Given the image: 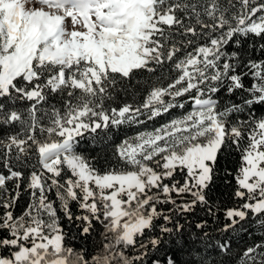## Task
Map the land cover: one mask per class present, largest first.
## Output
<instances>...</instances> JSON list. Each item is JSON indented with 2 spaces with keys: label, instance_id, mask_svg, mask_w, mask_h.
Wrapping results in <instances>:
<instances>
[{
  "label": "snow or ice",
  "instance_id": "6c2138e0",
  "mask_svg": "<svg viewBox=\"0 0 264 264\" xmlns=\"http://www.w3.org/2000/svg\"><path fill=\"white\" fill-rule=\"evenodd\" d=\"M0 264H264V0H0Z\"/></svg>",
  "mask_w": 264,
  "mask_h": 264
},
{
  "label": "trees",
  "instance_id": "16d2710c",
  "mask_svg": "<svg viewBox=\"0 0 264 264\" xmlns=\"http://www.w3.org/2000/svg\"><path fill=\"white\" fill-rule=\"evenodd\" d=\"M163 119H166V118H162V120H161V121H158V122H163ZM125 134H130V133H125L124 131H118V132H117V135H119V136H123V135H125ZM84 147L87 148L88 146L85 145ZM223 191H225V190H224L223 184L221 183V184H220V187H219L218 190H217V194H219L220 192H223ZM25 200H26V197H25L24 200H21V202H20V209H18V211L21 210V209L24 207V205H25ZM259 235H260V232H258V231L254 233V236H259ZM254 236H248V237L245 238V241H244V242H241V241L238 240V241H236V243H237L240 247H243V246H244V243H245V242L250 243L251 240L254 238Z\"/></svg>",
  "mask_w": 264,
  "mask_h": 264
}]
</instances>
